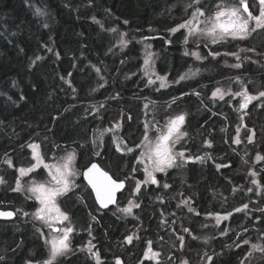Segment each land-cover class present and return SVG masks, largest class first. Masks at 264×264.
Instances as JSON below:
<instances>
[{
	"label": "trees",
	"instance_id": "obj_1",
	"mask_svg": "<svg viewBox=\"0 0 264 264\" xmlns=\"http://www.w3.org/2000/svg\"><path fill=\"white\" fill-rule=\"evenodd\" d=\"M182 2L188 0H0V166L12 156L13 167L5 165L10 183L15 169L31 161L26 141L32 136L31 143L38 141L50 154L63 148L77 149L80 169L90 160L98 161L111 169L114 178L124 179L125 171L117 169L114 162L127 157L115 151L110 136L99 157L86 142L96 125L111 116L122 117V135L130 136L128 141L134 147L148 120L162 122L166 115L185 110L187 136L180 146L202 158L168 170L159 175L158 185L142 186L137 194L134 182L127 179L117 204L105 210L98 207L93 194H87L90 189L77 188L61 197L76 231L74 250L57 264H96L91 254L80 250L88 241L95 246L94 252H99L100 264H115L117 258L121 264H151L142 259L149 242L164 253L163 258L173 253L177 261L188 259L191 264H205L208 256L212 258L208 264H240L250 244L260 240L264 246V213L249 207L223 222L220 231L227 229L225 237L215 238L205 249L190 237L181 247L175 238L176 230L184 232L181 226L190 233H201L210 225L205 217L209 213L251 206L252 198L264 203V120H259L257 113L250 114L245 121L256 129L254 143L245 144V133L242 142L234 143L239 114L227 98L210 97L217 82L231 70L223 65L221 55L201 65L185 55V34L169 31L182 20L178 6ZM38 9L43 14H38ZM113 28L117 32L109 31ZM119 33H127L129 43L123 48L117 46ZM144 44L154 53L150 73L170 72L175 79L192 65L200 67L198 74L167 88L149 85L148 78L140 76ZM203 47L200 49L207 56L208 47ZM243 47L254 49L262 58L258 61L254 55L242 65L251 88L262 87L264 34L210 48L234 52ZM131 71L135 74L130 77ZM94 102H105L104 108L94 112ZM137 152L129 155L128 169ZM256 152L263 158L252 162ZM250 169L256 173L258 186L251 182ZM165 183L168 188L163 187ZM79 184L86 185L82 177ZM12 189L0 192V208L13 210L12 203L22 201L26 211L35 207V202ZM78 195L84 196L83 202ZM133 197L139 207L131 214L120 213L117 207ZM185 197L192 199L196 213L180 205ZM37 228L29 216L16 212L14 218L0 220V264L36 263L48 257V247ZM129 235L131 243L125 239Z\"/></svg>",
	"mask_w": 264,
	"mask_h": 264
},
{
	"label": "snow or ice",
	"instance_id": "obj_2",
	"mask_svg": "<svg viewBox=\"0 0 264 264\" xmlns=\"http://www.w3.org/2000/svg\"><path fill=\"white\" fill-rule=\"evenodd\" d=\"M256 3L258 14L254 15L253 12L250 11L248 0H231V2H229V0H216L210 12L204 4V0H188L187 4L184 6V13L187 18L176 27L169 29V31L176 33L181 29H186L187 35H185L184 38L185 44L188 43L189 38H193L194 40L200 39L204 42L205 47L223 44L229 40H245L257 30H264V0H256ZM37 12L38 14H43L40 13L39 9ZM93 19L95 20V18ZM96 22L100 23L99 21ZM124 23L127 24L128 21L125 20ZM109 31L117 32V29L113 28L109 29ZM126 35L127 33L120 34V43L122 45H126L127 43V41L123 39ZM241 51L245 50L241 49ZM248 51H254V49H248ZM185 55H189V53L185 52ZM191 55L195 56L197 60L205 58L201 57L198 52H193ZM209 55L215 58L220 55V53L211 51ZM230 55H235L238 60L241 59L237 53H230ZM151 56V53L147 54V58L144 60L146 66L149 65ZM37 59H39V57ZM241 66V63L232 65L234 68H240ZM97 71L99 70L97 69ZM148 71L149 69L146 67L145 75L148 74ZM194 74L195 73H192V75ZM186 78L187 75H181L175 82L179 83V81ZM156 79L160 81L159 88L167 87L166 77L157 76ZM147 83L151 85L154 84L155 81L149 79ZM241 87V91L234 93L235 96L243 98L239 105L240 109L247 108L252 100L264 98V90L259 91L256 95H251L246 87L243 85ZM226 94H228L227 91L222 90L220 87H217L215 91L212 92L213 97L219 96L221 100L224 99ZM197 95H199V93H197ZM144 107L147 108L148 105L145 104ZM130 118L131 117H129V119ZM184 122L185 114L170 118L164 124L155 120L146 122L140 142L135 144L134 147H129L125 144L124 148H121L117 145V151L127 155L129 153H134L138 149L139 155L134 156V160H136L137 164L143 166V174L145 176L144 183L155 185L158 183L155 175L156 173H166L168 169L181 168L185 163L193 159L191 156L186 158L185 151L177 150L176 148V145L180 143L181 139L187 136V132L181 131V126ZM109 131H113V129H105L100 133V137ZM236 131L239 133V127ZM247 139L249 142H252L253 136L249 135ZM240 142L238 137L234 140L236 144ZM209 146H211L210 143ZM27 147L32 150V160L34 163L28 168L20 167L18 169L20 177H24L28 173H32L36 169L43 167L48 170L47 178L43 182L32 179L30 184L26 187L22 185L20 178L16 179V186L13 191H23L26 193L27 199H34L38 201L39 204V207H36L35 211L31 214L23 212L22 209H17L16 211L17 213H22L24 216L31 215L34 221L41 223L42 228L46 227L49 230L46 236L42 228H37V232L44 238L45 244L49 249L48 259L38 262V264H57L59 257L66 256L73 251L70 234L74 231V228L70 226L69 215L65 211H62L59 206V198L67 196L70 192L74 193L77 188H83L85 191L90 188L91 191L87 194L91 195L94 193V201L99 204L101 209H107L109 205L116 203V194L125 187V181L128 179V175L125 174L124 179H120L119 177L114 178V175L110 174L109 170L102 167L100 163L91 160L84 167L83 171H78L74 166V151L67 152L66 150V155L59 159L54 157L55 162L48 163L46 162V158L39 151V144L31 143ZM93 154L96 157L101 156V152L99 151H94ZM5 155L7 156V154ZM195 159L202 160L200 157H196ZM256 159L259 161L262 158L257 155ZM3 162L7 163L9 166L12 164L11 158ZM124 163L122 157L114 162L117 169H120V165ZM138 170L137 167L132 168V172ZM251 175L255 176L256 173L252 172ZM81 176L87 182L86 185L82 186L76 183V179ZM4 183H6V181L0 176V184ZM252 183L256 184L257 181L253 180ZM163 187L168 188L169 185L165 183ZM139 188L140 182H137L136 191H138ZM248 191L251 192L253 189L249 188ZM76 198L83 202L84 196L78 195ZM133 207H139V204H133L129 201L127 207H117V210L125 214H131ZM247 207V204L243 205L244 209H247ZM241 210L242 209L237 208L235 211L239 212ZM189 211L192 212L193 209L189 207ZM260 211L264 213V209ZM14 215L15 213L11 211H0V218H12ZM230 215L231 213H228L223 216V219L227 220ZM220 220L221 216L217 214V224L220 223ZM66 221L69 222L67 225H65ZM183 231L189 232L190 230L185 228ZM245 231H247V229H245ZM125 239L128 243H131L133 237L129 235ZM179 240L181 246H183V237H179ZM244 243L247 244L248 240H245ZM94 247L91 241H89L87 252L96 260V264H100V254L98 251L93 252ZM237 247H239V245H237ZM252 248L253 250L259 248L261 251H264V247L260 245L253 244ZM80 250L83 251L84 249L81 248ZM152 255L156 256L158 253H153ZM205 255L207 254L205 253ZM145 256H148L147 252ZM2 259L3 258L0 257V260ZM211 259V257H208L209 261H211ZM27 264H32V262L28 261ZM115 264H121V260L117 258ZM181 264H188V262L182 261ZM240 264H244V261H241Z\"/></svg>",
	"mask_w": 264,
	"mask_h": 264
},
{
	"label": "rangeland",
	"instance_id": "obj_3",
	"mask_svg": "<svg viewBox=\"0 0 264 264\" xmlns=\"http://www.w3.org/2000/svg\"><path fill=\"white\" fill-rule=\"evenodd\" d=\"M216 2V0H210V1H206V2H204V4L207 6V8H208V10H209V12L212 10V5L214 4ZM229 2H231V0H229ZM256 3V2H255ZM187 4V2H182L180 5H178L179 7H180V9H181V11L183 12V14H182V20L180 21V23H182L183 21H184V19H186L187 17L185 16V13H184V6ZM177 6V7H178ZM177 7H173V9H176ZM179 23V24H180ZM180 31H182L183 32V34H185V35H187V30L186 29H181ZM178 32V31H177ZM120 34L121 33H119L118 34V39H117V46L118 47H121V48H123L124 46H126L129 42H128V40L126 39V36H124L123 37V39L125 40V41H127V43H126V45H122L121 43H120ZM185 35L183 36V39L185 38ZM234 42V41H236V40H229L228 42ZM183 43V49H185V52H188L189 53V56H191V58L194 60V61H196L197 63H198V65H201L202 63H204L206 60H208V59H212V60H214V59H216L217 58V56L215 57V58H213V56H211V55H209V53L211 52V51H213V50H211V46H216V45H209L208 46V50H207V56H204L203 55V53H202V51H201V49H200V47H203V45H204V42L202 41V40H200V39H193V38H189V40H188V43L187 44H185L184 43V41L182 42ZM227 43V42H226ZM218 45H220V44H218ZM191 47V48H190ZM204 48V47H203ZM241 49H245V47H243V48H239L238 50H236V51H234V52H226V51H218L219 53H220V55H221V57H223V65L225 66V67H227V68H233V69H237V68H234V67H232V65H234V64H236V63H241V65H242V63H244L245 62V60L246 59H251V58H253L254 57V55H255V53H252V55H250L248 52H246V50L245 51H241ZM184 52V53H185ZM193 52H198L200 55H201V57H205V58H203V59H200V60H197L196 59V57L195 56H193V55H191V53H193ZM245 53V54H247V56H244V57H241V54L242 53ZM148 53H151L152 54V56H151V60H150V62H149V65H145L144 64V60H145V58H147V54ZM230 53H237V54H239V56L241 57V59L240 60H238L237 58H236V56L235 55H230ZM153 57H154V53L151 51V48L149 47V44H144L143 45V50H142V56H141V62H142V65H141V74H140V76H142V77H145V78H148V80L149 79H152V80H154L155 81V83L153 84L156 88H159V84H160V81L159 80H157L156 79V77L157 76H164V77H166V79H167V87L168 86H170L172 83H176L175 81H177L178 80V78L181 76V75H187V78L186 79H188V78H191V77H194L196 74H198V72H199V69L198 68H200V67H195V66H189L188 68H186V69H184L182 72H181V74L178 76V77H176L175 79H173V78H171L170 77V75H166V74H159V73H157L156 71H154L153 73H150V70H151V65H153ZM148 68L149 69V71H148V74L147 75H145V68ZM192 73H195L194 75H192ZM135 74V71H131L130 73H128V76H133ZM224 79V78H223ZM185 80V79H184ZM228 80H232V79H228ZM181 81H183V80H181ZM181 81H179V82H181ZM167 87H165V88H167ZM217 87H220L222 90H224V91H227V93L228 94H226L225 96H224V98H227L228 100H230L231 101V104H233V103H235V102H239V99H240V96H235L234 95V93H236L237 91H241L242 90V87H241V84H239V83H237V82H233V81H226L225 80V82H221V81H219V82H217V85L215 86V88H214V90L213 91H215V89L217 88ZM159 89H161V88H159ZM212 91V92H213ZM210 97L213 99V100H221L220 98H219V96H216V97H213L212 96V93H211V95H210ZM148 101H150L151 100V98H149V99H147ZM104 103L105 102H102V105H100V103H98V102H94L93 103V105H92V108H93V111L95 112V111H97L98 109H100V108H104ZM180 114H185V117L187 116V111H185V110H181V111H179V112H175V113H172V114H169V115H166L165 116V118L163 119V121L161 122V121H159L161 124H164L167 120H169L170 118H175V116H177V115H180ZM105 120H107L104 124H100V123H102V122H100L99 124H97L96 125V127L94 128V130L92 131V133L90 134V138H88L87 140H86V142H88V143H90L91 145H92V147L94 148V150H96V151H99V152H101V155H102V151H103V146H104V142H105V139H106V137L107 136H110L111 137V141H112V145H113V147H114V149H115V151L117 152V153H119V154H121V155H124L122 152H119V151H117V145H119L121 148H124V145L126 144L127 146H129V147H133V145H131V143H130V141H128L129 140V138H130V136H128V138H125V136H123L122 135V117L121 116H114V117H107ZM148 122H151V121H149L148 120ZM118 126V127H117ZM238 127H239V129H240V131H239V133H237V131H236V134H235V139L238 137L239 138V140H240V138H241V134H243V129H245L246 130V133L248 134V136L249 135H252L253 136V139L255 138L254 137V135H253V132L251 131V130H248V129H246L245 128V126L244 125H242V123H241V121L239 122V124H238ZM237 127V128H238ZM105 129H113V131H109V132H106L102 137H100V133L101 132H103ZM143 130H144V128H143ZM181 131H184V132H186L185 131V123L181 126ZM141 137H142V134L138 137V143L140 142V139H141ZM140 138V139H139ZM34 139V136H32V137H30L29 138V140H27L26 141V146H28L29 144H31V141ZM185 139V137H183L182 139H181V141H180V143L183 141ZM234 139V140H235ZM252 139V140H253ZM32 143H37V144H39L40 145V143L38 142V141H36V142H32ZM180 143L179 144H177L176 145V148H177V150H184L185 151V157L187 158L188 156H191L193 159H191L190 161H196V157H195V155H193L192 153H190L188 150H185V149H183L181 146H180ZM66 150H67V152H72V151H74L75 152V160H74V166H75V168L78 170V171H82V169H80L79 167H78V165H77V157H78V153H77V149H75V148H73V147H69V148H63V149H61L57 154L56 153H54V154H50L48 151H43L42 150V148H41V145H40V149H39V151L41 152V154L46 158V162H48V163H53V162H55V160H54V157L56 158V159H59L60 157H63L64 155H66ZM26 152L30 155V157H31V161L28 163V164H21V165H19L20 167H25V168H28V167H30L31 166V164L32 163H34V161L32 160V150H31V148H29V147H27V150H26ZM132 153H129V154H127V155H124L125 157H127V158H124V164H121L120 165V170L121 171H125L124 173L125 174H127L128 175V181H133L134 182V184H135V188H134V193H138V191H136V183L137 182H140V188L142 187V186H148V185H150L151 183H144V180H145V176H144V174H143V166L142 165H139V164H137V162H136V160H134V164L132 165V167L130 168V169H128L127 167H128V157H129V155H131ZM134 154V153H133ZM139 155V150H138V152H137V154H136V156H138ZM257 155H259L261 158H263V155L261 154V153H255L254 155H253V158H252V162H258L257 161V159H256V157H257ZM19 157H20V155H19ZM8 158H11V161H12V156L10 155V156H7L6 158H5V160L6 159H8ZM21 159H22V157H21ZM20 159V160H21ZM4 159L2 160V162L3 161H5ZM262 160V159H261ZM261 160H259V161H261ZM188 163V162H187ZM187 163H185V164H187ZM20 164V163H19ZM184 164V165H185ZM5 165H7L8 167H10V168H12L13 167V164H11V166H9L7 163H2V166H0V176H2L3 178H4V180L6 181V183H4V184H0V192H2V190H3V188H5V190H10L12 187H13V189L15 188V186H16V179L17 178H20L21 179V182H22V185H24L25 187L26 186H28L29 184H30V181L32 180V179H35V180H37V181H40V182H43L46 178H47V169H44L43 167H41V168H39V169H36L34 172H32V173H28L26 176H24V177H20V175H19V171H18V169L20 168H16L15 169V171L17 172V175H16V172H15V176L13 177L14 178V180L13 181H11L12 183H10V181L8 180V178H6V175H7V171L5 172V169L7 168V166H5ZM183 165V166H184ZM5 166V167H4ZM133 167H137L139 170L138 171H136V172H132V168ZM104 168L105 169H107V170H109V172H111V169L109 168V167H107L106 165H104ZM168 170H170V169H168ZM167 170V171H168ZM251 170V172H250V178H251V182L253 181V180H255V181H257V178H256V175L255 176H253V175H251V173L252 172H255L253 169H250ZM112 174H113V172H111ZM161 174H163V173H156L155 175H156V178H158L159 177V175H161ZM139 175H142L141 177L139 176ZM82 177V176H81ZM81 177H78L77 179H76V183L77 184H79V179L81 178ZM116 177H119V176H116ZM159 184V182L157 183V185ZM253 185H256V186H258L259 185V183H258V181H257V183L256 184H253ZM6 187H8V188H6ZM139 188V189H140ZM13 189H12V191H13ZM15 192H17V191H15ZM18 193H22V194H24V196L26 197V193L25 192H23V191H20V192H18ZM27 199V198H26ZM29 201H33V202H35V207L32 209V210H30V211H26V208H25V202H13L12 204L14 205L13 206V210L17 213V209H22L23 210V212H28V213H33L34 211H35V209H36V207H39V204H38V201H35L34 199H28ZM129 201H131L133 204H138L137 203V201H136V198H131ZM129 201L127 202V204L125 205V206H123V207H121V206H118L119 208H124V207H127L128 206V204H129ZM58 203H59V206L61 207V210L62 211H65L64 210V208H63V206L61 205V198H59V200H58ZM180 205L181 206H185L187 209H188V211H189V207H191L192 209H194V206H193V201H192V199H190L189 197H185V198H183L182 200H181V202H180ZM248 205V204H247ZM252 206V207H251ZM249 205L248 207L249 208H255V209H261V207H262V204H261V202L259 201V199H255V198H252V205ZM247 207V208H248ZM135 207H133L132 208V210L134 209ZM240 209H242L241 211H239V212H237V211H232V212H228V213H231V215L228 217V219L227 220H225V219H223V216H225V215H227L228 213H209V214H207V215H205V217L207 218V220L210 222V225L208 226V227H206V228H204L203 230H202V232L201 233H199V234H193L192 232L190 233V231L189 232H182V230H176L175 231V238L178 240V244H179V246H181V242H180V240H179V237H183V246H184V244H185V241H186V238L187 237H190L191 239H195V240H197L200 244H201V246H202V248L203 249H205V248H207V247H209L210 245H211V242L213 241V240H215V238H219V237H225V233L227 232V229L225 230V233H224V231H220L223 227L221 226V225H223V222H225V221H230L231 220V218H232V216L233 215H235V214H239V213H241V212H243V207H240ZM66 212V211H65ZM190 212V211H189ZM192 212H194V213H196V211H192ZM67 213V212H66ZM120 213H122L123 215H127V214H125V213H123V212H120ZM244 213V212H243ZM20 214H22V213H20ZM68 214V213H67ZM217 214H219L220 216H221V220H220V223L219 224H217V221H216V216H217ZM23 215V214H22ZM69 215V214H68ZM29 217L32 219V217H31V215H29ZM69 218H70V226H72L73 228H74V231H73V233H75V231H76V223H75V221L73 220V218L69 215ZM33 220V219H32ZM34 221V220H33ZM35 222V224H36V226L38 227V228H42V225H41V223L40 222H38V221H34ZM69 222H65V225H67ZM182 228H184L185 229V227H182L181 226V229ZM213 228V229H212ZM42 231H44V233H45V235L47 236L48 235V229L46 228V227H44V228H42ZM72 233V234H73ZM223 233V234H222ZM195 237V238H194ZM44 239V238H43ZM224 239V238H223ZM45 241V240H44ZM70 241H71V238H70ZM92 244V243H91ZM253 244H256V245H260V246H262V247H264L263 246V243H262V241H260V240H258L257 242H255V243H252V244H250V247H249V250H248V252H247V254L245 255V257L243 258V259H241V261H244V264H259V263H262L263 261H264V251H261L259 248L257 249V250H253V248H252V245ZM93 245V244H92ZM89 246V241L87 242V243H85L83 246H82V248L87 252V247ZM48 247V246H47ZM71 247H72V250H74V245H73V243L71 242ZM182 247V246H181ZM228 247H230V245L228 246ZM94 249H95V247L93 248V252H94ZM48 251H49V249H48ZM148 253V256L146 257L145 256V253ZM88 253V252H87ZM153 253H158V255H156V256H153L152 254ZM88 254H90V253H88ZM163 255H164V253L163 252H161V251H158V250H155V249H153V247H152V245H151V243H149V246L147 247V249H146V251L144 252V254H143V257H142V259L143 260H147V261H149L151 264H181V262L182 261H187L188 262V264H191V262H190V260H188V259H183V260H180V261H177L176 260V258L174 257V254L173 253H171V254H166V258H163ZM203 256H206V255H204L203 254ZM48 257H49V254H48ZM48 257H46L44 260H41V261H39V262H42V261H45V260H47L48 259ZM62 257H64V256H62ZM62 257H59V259H61ZM208 257H210V256H208ZM171 258V259H170ZM58 259V260H59ZM209 263V260H208V258H207V260H206V263L205 264H208ZM32 264H38V262H36V263H32Z\"/></svg>",
	"mask_w": 264,
	"mask_h": 264
},
{
	"label": "flooded vegetation",
	"instance_id": "obj_4",
	"mask_svg": "<svg viewBox=\"0 0 264 264\" xmlns=\"http://www.w3.org/2000/svg\"><path fill=\"white\" fill-rule=\"evenodd\" d=\"M249 4H250V11H252L254 15L258 14L257 3H253V4L249 3ZM261 34H264V30H257L248 39H245V40L257 39L260 37ZM227 43H229V42H227ZM245 50H246V48H245ZM226 52H229V51H226ZM246 52H248L250 55H252V53H254L253 51H248V50H246ZM255 55H256L255 58L259 57V59L257 58L256 60L261 61L260 59H262V58H261V56H257V52L255 53ZM260 55H262V54L260 53ZM245 56H247V54H245ZM243 64L244 63H242V65ZM229 69L231 70V73L224 76L223 77L224 79L221 82H225V80L237 82V83L241 84V86L243 85L244 87H246L249 91V94H251V95H256L259 91L264 90V85L262 87L261 86H255L254 89L251 88V84L247 81V77H246L245 73H243V71H242V66L240 68H237V69H233V68H229ZM236 71H240V72H236ZM166 75H170V77L172 78L170 72L166 73ZM237 78H239V79H237ZM228 79H232V80H228ZM242 99L243 98L240 97L239 102L233 103L232 108L236 113L239 114L238 117L241 120L242 125H244L246 129L251 130L254 133V137H255L256 136V134H255L256 129L253 126L250 127V126L246 125L245 120L247 119V117L250 114H254V116H256V113H257V118L259 120H264V98L252 100L248 104L247 108L240 109L239 105L242 102ZM226 100H227V102L231 103L230 100H228V99H226ZM243 133H245L244 135H246L244 141H245V144L247 145L249 143V141L247 139L248 134L246 133L245 129H243ZM241 135H243V134H241ZM242 137L240 138L241 142H242ZM254 140H255V138L252 140V142H250V144H253ZM256 153H258V152H256ZM188 162H190V161H188ZM126 184H127V181H126ZM68 214L70 215V213H68ZM73 236H74V233L70 234V238H71L72 243H73Z\"/></svg>",
	"mask_w": 264,
	"mask_h": 264
},
{
	"label": "water",
	"instance_id": "obj_5",
	"mask_svg": "<svg viewBox=\"0 0 264 264\" xmlns=\"http://www.w3.org/2000/svg\"><path fill=\"white\" fill-rule=\"evenodd\" d=\"M95 162H98V161H95ZM99 163V162H98ZM83 170H84V168H83ZM82 170V171H83ZM111 174V173H110ZM83 178V177H82ZM84 180V179H83ZM84 182L87 184V182L84 180ZM126 188V181H125V187L123 188V189H121L119 192H117V194H116V203L115 204H111V205H109V207L108 208H110V207H113V206H115L116 204H117V200H118V196H119V193H121L124 189ZM90 189V188H89ZM93 197H94V193H93ZM97 205H98V207L100 208V206H99V204L98 203H96ZM107 208V209H108ZM101 209V208H100ZM261 209H264V203L262 204V207H261ZM102 210H105V209H102ZM0 211H4V212H7V211H11V212H13V213H15V211H13L12 209H2V208H0ZM15 216V215H14ZM14 216L12 217V218H14ZM12 218H0V220H9V219H12Z\"/></svg>",
	"mask_w": 264,
	"mask_h": 264
},
{
	"label": "bare ground",
	"instance_id": "obj_6",
	"mask_svg": "<svg viewBox=\"0 0 264 264\" xmlns=\"http://www.w3.org/2000/svg\"><path fill=\"white\" fill-rule=\"evenodd\" d=\"M127 185V184H126ZM94 198V197H93Z\"/></svg>",
	"mask_w": 264,
	"mask_h": 264
}]
</instances>
